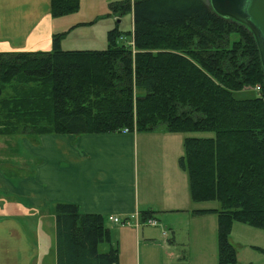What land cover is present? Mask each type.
Returning <instances> with one entry per match:
<instances>
[{
    "label": "trees",
    "instance_id": "16d2710c",
    "mask_svg": "<svg viewBox=\"0 0 264 264\" xmlns=\"http://www.w3.org/2000/svg\"><path fill=\"white\" fill-rule=\"evenodd\" d=\"M80 0H51L54 17ZM133 30H108L104 49L0 51V135L108 133L129 129L186 136L179 165L194 202L219 201L218 264H235V222L264 229V61L250 27L207 0H121ZM121 38L127 42L119 43ZM261 85L252 98L235 91ZM154 212L144 210L145 221ZM57 264H119L111 230L99 213L74 203L55 207ZM262 252L264 248L256 246Z\"/></svg>",
    "mask_w": 264,
    "mask_h": 264
},
{
    "label": "crops",
    "instance_id": "0c3cea01",
    "mask_svg": "<svg viewBox=\"0 0 264 264\" xmlns=\"http://www.w3.org/2000/svg\"><path fill=\"white\" fill-rule=\"evenodd\" d=\"M50 4L51 0H0V51L46 50L54 34L67 29L51 19L56 17L51 15ZM85 25L77 22L71 27L82 30ZM74 38L83 41L86 36L79 33ZM173 134L163 129L45 133L17 135L18 140L11 138L15 135H0V264H57L58 203H74L84 213L102 214L111 224L108 250L111 245L118 248L119 264H184L173 250L175 233L158 239L143 227H125L110 220L117 216L138 222L140 212L150 210L159 221L168 214L185 215L192 242L197 241L198 231L208 230L207 218L216 213L195 214L193 210L216 207L197 205L191 195L179 192L176 183L184 185L186 179L174 167L173 143L182 139ZM19 143L35 162L26 172L15 159L14 147ZM141 143L147 150L144 187L139 171ZM214 220L218 228L217 215L212 224ZM156 246L170 250L169 258L152 259Z\"/></svg>",
    "mask_w": 264,
    "mask_h": 264
},
{
    "label": "rangeland",
    "instance_id": "374dc122",
    "mask_svg": "<svg viewBox=\"0 0 264 264\" xmlns=\"http://www.w3.org/2000/svg\"><path fill=\"white\" fill-rule=\"evenodd\" d=\"M81 7L79 11L66 14L63 16H58L54 19L61 27L67 28L68 34L61 40V46L63 48L70 49H104L108 46V30L118 26L123 32H128L133 30V11H124L122 14L115 13L111 8V2L121 1V0H80ZM210 2V0H207ZM53 17V16H52ZM85 22V26L82 30L78 27H71L74 23ZM71 28V29H69ZM79 33L86 36L83 41L74 40ZM74 42V43H73ZM127 42L124 38L119 40V43ZM53 47V38L51 40V45L46 50H51ZM257 86L260 89L257 90ZM254 88H245L242 90L235 91V96L239 99L252 98L257 96L261 92V85H257ZM160 129H163L162 127ZM161 131V130H160ZM211 133L206 132H190V133H174L175 137H180L182 142L174 140L175 151H177L174 158V167L180 173H183L185 177V184L183 181H178L176 183L179 188V192L184 193V191L190 196L189 188V177L186 170H183L179 165V157L184 153L183 138L185 136H207ZM31 137V136H30ZM19 139L20 136L15 135L11 137ZM144 144H140V181L141 186H146V181H144L146 176L145 169V158L147 157V150L144 148ZM15 159L20 162L26 172L30 168L35 167L34 159L31 160V156L28 154L26 148L22 143L17 144L14 147ZM25 159V163H23ZM173 160V159H172ZM197 205H206L208 207H220L219 201H207V202H197ZM163 218V216L159 217ZM216 215H209L208 220V230L198 231L197 241L192 242L190 230L186 226V216L182 214H168L167 217L164 216L165 222L168 225L165 226V222L162 219L158 227H154L147 224H142L138 227H143L150 234L154 235L158 239H164V230L171 237L175 236L177 238L176 245L173 250L178 254V256L183 258L184 264H218V230L217 225L214 220L212 224V219H215ZM108 223V224H107ZM137 222L132 220V226L136 227ZM107 226L111 227V224L106 219ZM144 225V226H143ZM108 226V227H109ZM109 227V228H110ZM126 227V226H125ZM111 230V229H110ZM230 242L236 249L237 262L235 264H264V252H262L258 247L264 248V229L257 228L255 226L243 223L235 222L230 235ZM101 252L108 251V243H102L99 246ZM171 251L168 249H162L159 246L152 248L151 257L152 259H168V254Z\"/></svg>",
    "mask_w": 264,
    "mask_h": 264
},
{
    "label": "water",
    "instance_id": "95a60500",
    "mask_svg": "<svg viewBox=\"0 0 264 264\" xmlns=\"http://www.w3.org/2000/svg\"><path fill=\"white\" fill-rule=\"evenodd\" d=\"M221 12L247 24L254 32L264 61V0H210Z\"/></svg>",
    "mask_w": 264,
    "mask_h": 264
},
{
    "label": "built area",
    "instance_id": "2783aa9c",
    "mask_svg": "<svg viewBox=\"0 0 264 264\" xmlns=\"http://www.w3.org/2000/svg\"><path fill=\"white\" fill-rule=\"evenodd\" d=\"M257 90L260 89V86H257L256 88ZM130 131L129 129H124L122 130V132H128ZM110 220L113 221L114 223L116 224H119V225H122V226H132V221H130L129 219H122L120 217H117V216H110ZM142 224H149L151 226H159L160 225V222L158 219L154 218L153 216L152 217H149L148 219H146L145 221H142L139 219V221L135 224V226H141ZM164 235H167V231L164 230Z\"/></svg>",
    "mask_w": 264,
    "mask_h": 264
}]
</instances>
